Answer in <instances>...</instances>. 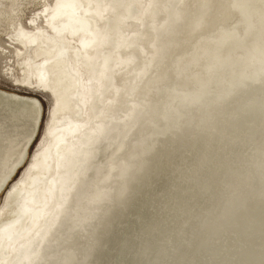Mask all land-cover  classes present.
Masks as SVG:
<instances>
[{
  "label": "bare ground",
  "instance_id": "1",
  "mask_svg": "<svg viewBox=\"0 0 264 264\" xmlns=\"http://www.w3.org/2000/svg\"><path fill=\"white\" fill-rule=\"evenodd\" d=\"M25 1L27 0H0V55L2 56V59H4L3 61L4 65L2 66L0 73L3 75V77L11 81V84L13 86L19 85L17 87H22L24 89H27L30 92H33L32 91L33 88L38 89L39 93L47 92V96L51 100V108H49L47 112V116H46L47 120L44 122V126L41 128L39 139H37V141H40L39 146L36 148V150L30 153L28 161L24 165L27 159L28 153H29L28 152L29 148L27 147V144L29 142H30V145L33 143V139L37 137L34 135H37L39 131V129H37V127L35 126V121H33L32 119V114L33 112H35L37 119L39 118L40 105L37 104V101L34 95H26V94L16 93L13 91L0 90V193L3 192L6 189L7 184L11 182L9 187L5 191L4 199L2 203L0 204V264H69L70 260L74 258L73 249L69 247L71 249V253H69L65 258H63L62 255H60L61 250L63 249V247L68 246V241H70L71 238L73 237L76 228L89 225V223L91 222V220L93 219L96 213L97 207H95V205L96 203L101 201V197H104V200H105L111 196V193H109L107 190V180L109 179V176H108V179H107V175H104L102 176V178H100V182L103 184L102 186L100 185L101 188L98 187V185L96 184L97 179H92L96 174H98V171L100 170L99 169L100 167L93 166L92 161L96 158V156L102 150H106L105 148L107 147V145L122 130L124 119L127 116V109L130 106L134 105L135 100H136L133 97V94L136 93L135 91L139 92L140 85L142 84L143 79L146 74V63H147L146 57L158 55L159 52L162 50V48L167 46L176 37H180L182 35L185 36L187 34L192 35L193 33H195L201 28L207 29V28L214 27L215 21L217 19L223 18V20L227 19L226 21L233 20V23L235 20H239L241 24L243 23L242 24L243 26L242 28L240 27V30H236L237 29V28L235 29L236 26L234 27V24L232 23L226 27L222 25L221 27H219L218 29L214 31L212 36L210 35L211 37L207 36L208 38H201L198 42L196 41L197 44L195 46V49L193 50L194 51L193 57L194 56L197 57L202 54L205 55L208 52L210 47H216L218 49L217 51H219V49H222V48L227 49V54H225L227 58L225 59L220 58L216 62H214V59L216 60L218 58V54H217V57L213 56L210 58L207 56L208 57L207 60L198 68V70L200 73L204 72L207 74L205 77V82H208L207 80H209V82H213L215 84L214 87H218L219 85H222L223 83L224 84L223 87L225 88V90L227 89L226 91L231 92V90H234L233 85H235V88H236L237 84L241 85L240 83H242L244 79L247 78L246 75H244L243 70L237 73H234V74L229 73L231 71L232 66L236 64L239 59L244 60L243 64L245 65H247V63L250 62V60H248V58L250 57L251 59L254 60L255 65L257 63L264 62V0H53V2L51 1L52 2L51 4H47L43 2L42 6L44 8L40 10L38 13H35L29 17H23L22 16L23 9L21 8V4ZM29 21L31 23H29ZM176 50L179 51L178 48H176ZM246 57L247 59H245ZM186 58H188V55ZM183 59L184 58H182V61ZM218 62H220L221 66L224 65L226 62L231 63L229 69L225 73L226 75L225 74L221 75L219 73H215L216 75L214 74L213 68L216 66ZM165 64H167V61ZM175 64L177 65L176 61L174 62V68H175ZM181 64L183 65V62ZM181 64L179 68L181 67ZM172 65H170V67ZM224 66H226V64ZM223 67H222V70L219 72L221 73L225 72V69ZM190 68L192 69V67ZM194 69H196L195 66H194ZM261 72H264V68L261 70ZM179 73L181 74L180 71ZM175 75L177 76L178 73H176ZM213 75H215L216 77ZM196 76L197 75H192L191 78H195ZM224 77H227L226 82H223ZM251 79L252 81L254 80V78H250V80L248 79L247 80L251 82ZM182 80H180V82ZM247 80H245L246 85L248 82ZM261 80L264 81V79H261ZM185 81H189L188 78ZM132 82L133 83L135 82L134 92H132L133 88H131V85H130ZM251 84L252 83H250V85ZM254 85L256 86V84ZM257 86H258V83H257ZM240 87H241V91L243 90L242 87L245 88V86H240ZM250 87L253 88L254 86H250ZM262 89L264 90V88ZM246 90L249 91V89H246ZM250 90L252 91V89ZM235 91H240V89L239 90L235 89ZM258 91L259 90H257L256 92ZM219 92L221 93L220 90ZM222 92H223L222 95L224 96L225 91H222ZM256 92H255V95H256ZM260 92H258V94ZM171 93L173 94V92ZM239 93L236 92L235 94L238 95ZM261 93H263L264 95V92H261ZM216 94L215 96L218 97L219 99L220 95L217 96ZM170 95L168 94V96ZM248 95L250 96L249 93ZM223 96L221 98L224 101ZM228 97L227 99L230 100ZM244 97L245 96L243 95V99ZM234 98L237 99L236 97ZM252 98H255V97H252ZM218 99L216 98V100ZM225 99H226V95H225ZM243 99L240 98V100H243ZM262 99L264 98L261 97V100ZM209 100L210 98L208 99V101H206V99L202 101H206L209 103ZM254 100H256V98ZM257 100L259 101V99ZM211 101L213 102L214 100H211ZM219 101L217 102L219 103L222 102L220 99ZM248 102H251V104L253 103L252 100L250 101L247 100V103ZM205 103L204 105L203 103L202 104L199 103L200 104L199 108L201 107V105L205 106L206 105ZM245 103L243 100V104ZM240 104L242 105V103ZM251 104L249 103V105ZM225 105L227 104L225 103ZM221 106H223V108L225 107V110L228 107V105L227 107L224 105H221ZM244 106L242 105V107ZM257 106L259 107V105ZM257 106L255 107L256 109H257ZM215 107H218V106L215 105ZM250 107H252V105L249 106V108ZM261 107L264 108V106L262 105ZM199 108L198 110L200 111L201 109ZM212 108H211V111H213ZM234 108L237 109V107H234ZM252 108H253L252 110L254 111V107ZM243 110H240L242 111V115L244 112ZM252 110L248 109V111H252ZM262 110H260L259 113L262 112ZM199 111L198 113L199 115H201L202 111H201V114ZM219 111L223 113L221 109ZM232 112L230 109L229 114ZM234 112L236 116V114L239 111L238 112L234 111ZM203 113L206 114L205 112ZM254 113H250V114L254 115ZM259 113L257 115L260 117L262 113L264 114V111L261 114ZM238 114L240 115L241 113H238ZM206 115L208 116V114ZM224 115L225 114H223V116ZM230 115L232 116V114ZM233 116H234V113H233ZM245 116H248V115H245ZM200 117L202 120L203 119L202 116ZM255 117L253 118L256 119ZM210 118L211 117L209 116L207 119L209 120ZM246 118L245 120L247 121L249 119L248 122H250L251 119L250 118L246 119ZM211 119L213 121L214 118L212 117ZM221 119L220 121H222ZM236 119H240V118L237 117ZM236 119L233 121L236 122L237 121ZM242 119L244 120V115ZM152 120L155 121L154 119ZM210 120L208 121V125H209ZM193 121H192V124H193ZM224 121L226 120L224 119ZM241 121L242 120L239 121L240 124H241ZM252 121L254 122V120ZM214 122L212 124L213 126L215 125ZM198 123L201 124L202 122H198ZM211 123L212 122H210V126L212 127ZM195 124L197 125V123ZM234 124L236 125L237 123H234ZM143 125H140V126H143ZM224 125H225V122H224ZM224 125L223 127L222 126L221 127L224 128ZM232 125L233 123H231V126ZM210 126L208 128H210ZM250 126L252 127L253 125L251 124ZM250 126H248V128H250ZM218 127L220 126L218 125ZM246 129L247 128L245 129L242 128L241 130L243 131ZM235 130H238V127L237 129H234V131ZM187 131H190L189 128ZM205 131H207V129ZM215 131L217 134L218 133L217 130ZM220 131H222V129H220ZM211 132H214V131H211ZM239 132L241 133V131ZM29 133L31 134L29 135ZM208 133L209 132L207 133L205 132V134H208ZM228 133H225V134L227 135ZM183 134L184 135H182V137L185 136L186 133H183ZM187 134H186V137H188ZM229 135L233 136L232 133ZM223 136L221 135V137ZM201 137L204 139L202 135ZM212 137H214V135ZM212 137L210 135L209 139H211ZM235 137L237 138V136ZM232 138L233 137H231V139L228 138V140L229 141L231 140L230 142H232V140H234V138L233 139ZM206 139H208V135ZM212 139H211V144L213 141ZM197 140L199 141L200 139H197ZM221 141H224V140L222 139ZM225 142L227 143V141ZM219 143L220 141L218 142V144ZM221 144H223V142H221ZM206 145L207 144H205L204 146ZM208 146L210 147V145ZM229 146L232 147L231 144H229ZM229 146H226V147L228 148ZM216 149L218 148H215L213 151H215ZM223 149L226 150L225 147H223ZM209 150L207 149L208 152ZM203 155H204V152H203ZM203 155L200 157H203ZM211 157H213L212 154H211ZM214 157H217V156H214ZM125 158L127 157L125 156ZM212 159L214 160V158ZM212 159L208 160L207 162L211 161ZM203 160L204 159H202V161ZM171 161H173L172 158H171ZM223 162H224V159H223ZM23 165L24 167H23L21 175L15 181L12 182V178H13L12 176L18 170V168H20ZM208 165L209 163L207 164V166ZM200 166L202 165L200 164ZM200 166L199 168H201ZM207 166L204 168L208 169L209 166L208 167ZM89 171L92 174L91 179L93 181H90V180L87 181L86 179V174ZM208 171L209 170H207V172ZM229 171H230V167H229ZM226 174L228 175V171ZM89 182H91V184L94 183V186L89 185ZM178 183L177 185L179 187ZM174 188H177V187L175 186ZM174 188H173L174 190L173 192H175ZM115 189H114V192H116ZM106 190H107V193H106ZM162 191L163 190H161V192ZM181 191H179V194H181L180 193ZM194 192L195 191H193L192 193ZM175 193L178 194V192H175ZM163 194L164 195L167 194L166 196H168L169 193L164 192ZM177 194H175V196ZM186 194H188V192H186ZM263 194H264V189L262 191L260 190V192H258V194L255 197H251V199H248V201L246 200L247 203L244 202L243 204H238L236 205V207H233V208H230L228 206L229 207L228 209L227 207H223V208L221 207L222 208L220 211L221 214H226L225 216H227L228 214V218L231 219V224H229L228 227L232 225L234 229H238V231L241 230L242 234L249 235L253 231L256 232L257 230L256 228L261 225L256 227L257 221H255V219L261 215L264 216V199H263L264 197H262L259 200V198ZM171 196L169 195V197ZM187 196L186 198H188ZM179 197H181V195ZM190 197H191V194H190ZM88 198H90L89 202H87ZM164 199L166 200L165 196H164ZM176 199H177V196H176ZM189 200L191 202L190 198ZM241 200L242 199H240V201ZM161 201L164 202V200L162 199ZM180 201L182 200L180 199ZM180 201L178 200L179 203ZM183 201L184 203L186 201L184 197H183ZM165 202L168 203L171 201L169 200ZM83 203H86L91 206L90 207L85 206L83 208ZM234 204H237V203H234ZM234 204L231 203L232 206ZM182 205H183V202H182ZM223 206H226V205L224 204ZM189 208H192V206L190 205ZM207 217H208V214H206L205 217H202L201 219L199 220L197 219L195 221L197 228L200 226V224H202L201 227L204 225L207 226L206 225V221L208 219ZM190 219H192V217ZM151 221L153 222L154 219ZM258 222H262V220H258ZM138 223L139 222H137V224ZM153 223H155V221ZM223 223L225 222L223 221ZM208 226H210V224ZM135 228H137V226ZM154 228H152L153 229L152 231H156ZM260 228L261 227H259V229ZM262 230L264 231V227L262 228ZM58 231L61 232L60 235L57 234ZM160 231H163V230H160ZM65 232H67L68 234L67 238L63 237ZM189 233L191 232L189 231ZM196 233H199V232L193 231L190 234V236L189 235L186 236V238H184L185 242H182V241H178V242L176 241V242L180 244V246L183 245V247L190 246L192 242V238L194 237ZM54 235H55L54 240L56 241V243H55V247L53 248L52 243L50 244L49 242V239ZM181 235L179 237H182ZM157 238H159V236ZM235 238H237V236ZM65 239L67 240L65 241ZM161 239H162V236H161ZM161 239H158L160 240V243L161 241H163ZM250 240L252 241V239ZM247 241L245 243H247ZM238 244L242 245L243 243H238ZM70 245L72 244L70 243ZM159 247L161 248V246ZM175 247H177L176 243H175ZM254 247H256V245H254ZM242 249H243V246H242ZM151 250H152V247L150 249L149 248L146 249L144 253L142 252L143 253L141 254L142 257H140L141 260H139L141 262L140 264H143L144 262L145 263L150 262L149 258L146 259L145 256L147 254L150 255ZM253 251H254V248H253ZM221 255H222V252H221ZM251 255L252 254L250 253L249 250L243 249L237 254L236 260L238 262L240 261L243 262V261H246V259H249L250 258L249 256ZM175 258L176 257L173 258V262ZM137 259H138V256L136 259L134 258L135 261ZM176 261L178 260L176 259ZM135 263H137V261Z\"/></svg>",
  "mask_w": 264,
  "mask_h": 264
},
{
  "label": "rangeland",
  "instance_id": "2",
  "mask_svg": "<svg viewBox=\"0 0 264 264\" xmlns=\"http://www.w3.org/2000/svg\"><path fill=\"white\" fill-rule=\"evenodd\" d=\"M51 1L53 2V0H27V1L23 2L21 4V8L23 9V13H22L23 15L22 16L23 17H29L35 13H38L40 10H42L44 8L42 6L43 2L47 3V4H51L52 3ZM220 19H217L215 21L214 27L207 28V29L201 28L198 31H196L195 33H193L192 34L193 36L191 34H189V35L187 34V35H185L186 37L184 35H182L180 37H176L167 46L163 47L158 55L146 57V59H147L146 74H145V77L143 79L142 84L140 85L139 92L135 91V86H134L135 82L134 83L132 82L130 84L131 88H133L132 92H134V91L136 92L133 94V97L136 100H135L134 105L130 106L127 109V116L124 119V123L122 125V130L109 143L110 145L109 144L107 145V147L105 148L106 150H102L96 156V158L92 161L93 166L100 167L98 174H96L92 179H97L96 184L98 185V187L101 188V186L103 184L100 182V178H102V176H104V175H107V179H108V176H109V179L107 180V190L109 193H111V196L105 200H104V197H101V201L96 203V205H98V206L95 205V207H97L96 213H95L93 219L91 220V222L89 223V225L76 228L75 233L73 235L74 238L72 237L71 240L68 241V246L63 247V249L61 250L60 255H62V257L65 258L69 253H71V249H73L74 258L72 260H70L69 264H77V263L78 264H84V263L85 264H130L131 262L135 261L134 258L136 259L137 256H138V259L136 260L137 263H135L136 262L135 261L131 264H134V263L140 264L141 262L139 260H141V258H140V257H142L141 254H143L144 251H146V249H148V248L150 249L151 247H152V250L150 252V255L147 254L149 256H147V255L145 256V258L146 259L149 258V261H150L149 263L146 262L147 264H176V263H178V264H181V263L182 264H221V263L222 264H242V263L243 264H252V263L253 264H258V263L264 264V241H263L264 240V231L262 230V228L264 227V219H263L264 216L261 215L255 219V221H257L256 227L261 225V226H259L261 228L259 229V227H257L256 232L253 231L252 233H250L248 235V234H242L241 230L238 231V229H234L232 227V225H230L228 227V225L231 224V219L228 218V214H227V216H225L226 214H221V212H220L223 207H227V209H228L229 207L233 208V207H236V205H238V204H243L244 202L247 203L248 199H251V197H255L258 194V192H260V190L262 191L264 189V174H263L264 173V171H263V169H264V157H263L264 156V117H262V116H264V114L262 113L264 111V108L261 107V105L264 106V104H263L264 99L261 100V97L264 98L263 93H261V92H264V90L262 89V88H264V87H262V86H264V81L261 80V79H264L263 78L264 72H261V70L264 68V62L257 63L255 65L254 60L251 59V57H250V58H248V60H250V62L247 63V65H245V64H243L244 60L239 59L238 62L232 66L231 71L229 73L234 74V73H237V72L243 70V73H244V75H246L247 78H245L244 81L242 83H240L241 85L237 84L238 86L236 85V88H235V85H233L234 90H231V92L226 91L227 89L225 90V88L223 87L224 86L223 83H222V85L218 86L219 88L221 87L219 89L218 87H214L215 84L213 82H209V80H207L208 82H205V77L207 74L204 72L200 73L198 68L207 60L208 57H210V58L213 56L217 57V54H218V58L216 60L214 59V62H216L220 58L221 59L227 58V56H225V54H227V49L222 48V49H219V51H217L218 49L216 47H210L208 52L205 55L202 54V55H199L197 57L196 56L193 57V52H194L193 50L195 49L197 42L201 38L211 37L213 35L214 31L216 29H218L219 27H221L222 25H224L226 27L232 23V24H234V27L236 26L235 27V29L237 28L236 30H240V27L242 28V26H243L242 25L243 23L241 24V22L239 20H235L233 23V20L226 21L227 19H225V20H223V18H220ZM199 35H200V37H199ZM204 36H206V37H204ZM188 37L189 38L191 37V38L189 39ZM180 40H181V42H180ZM179 46L180 47L182 46L183 48L182 47L180 48ZM191 46H192V48H191ZM184 47H186V48H184ZM176 48H178L179 51L176 50ZM181 51H183V52H181ZM190 51L192 52V54ZM216 52H218V53H216ZM211 54H213V55H211ZM187 55H188V58H186ZM177 57L181 61H182V58H184L182 61L183 65L181 64L182 62L177 59ZM174 58H175V60H174ZM192 59H194V60H192ZM245 59H247V57ZM191 60H192V62H191ZM3 61H4V59H2V56L0 55V70L2 69V66L4 65ZM166 61H167V64H165ZM171 61H173V62H171ZM175 61H176L178 66L175 64V68H174V62ZM178 62H179V64H178ZM184 63H186V64H184ZM164 64H165V66H164ZM180 64H181V67L179 68ZM225 64H226V66H224ZM225 64L221 66L220 62H218L216 64V66L213 68L214 74L219 73L221 75H224L227 72V70L229 69L231 63L226 62ZM170 65H172V66L170 67ZM194 66L196 67V69H194ZM176 67H178V68H176ZM190 67H192V69ZM222 67L225 69L224 73L219 72L222 70ZM179 71L181 72V74L179 73ZM184 71H186V72H184ZM182 72L184 73V75L185 74L186 75L184 76ZM176 73H178L177 76L175 75ZM192 75H197V76L195 78H191ZM215 75H213V76H215ZM254 76H256V77H254ZM0 77H3V75L1 73H0ZM187 78L189 81H185V80H187ZM250 78H254V80L252 81V79H251V82H249L248 80H250ZM180 80H182V81L180 82ZM223 80H224L223 82H226L227 77H224ZM245 80H247L249 82L248 83L246 81L247 85L245 83ZM250 83H252V84L250 85ZM257 83H258V86H257ZM254 84H256L257 87ZM248 85L254 86L256 89L254 87L252 88ZM240 86H245V88L249 89V91L243 87H242L243 90L241 91ZM5 87L7 88V91H13L16 93L26 94V95H34V96L37 95V93H35V92H30L27 89H24L22 87L13 86L12 84L6 85ZM215 88L218 90H216ZM235 89H237V90L240 89V91H235ZM250 89H252V91ZM219 90L221 91V93L219 92ZM253 90H255V91H253ZM257 90H259L258 92L261 91L260 92L261 94L260 93L258 94V92H256ZM222 91H225L224 96L222 95L223 94ZM243 91H245L246 93ZM171 92H173V94ZM214 92H215V94L218 92L216 95L217 96L220 95L219 99L223 103L222 102L219 103L220 101H219L218 97L215 96ZM227 92H229V93H227ZM234 92L235 93L240 92L241 95H240V93L237 95ZM255 92H256V95H258V96L255 95ZM248 93L250 94V96L248 95ZM135 94L138 96H136ZM163 94H164V96H163ZM168 94L169 95L171 94L170 96L173 98L168 96ZM245 94H247V95H245ZM39 95H40V100L43 103L44 108H45V117H46L49 108H51V104L49 103L50 99L47 95H44V93H39ZM161 95H162V97H161ZM225 95H226V99H225ZM239 95L242 97H240ZM243 95L245 96L244 99H243ZM209 96H211V97H209ZM222 96L224 98L225 103L228 105V107H227V105H225L223 99L221 98ZM233 96L236 97L237 99H235ZM208 97L210 98L209 103H211V104L206 102L209 99ZM227 97L230 100L233 99L234 101L231 100L232 101V103H231V101L228 100ZM239 97L244 100V103L245 102L247 103V100L248 101L252 100L253 103L251 104V102H248L247 104L246 103L243 104V100H240ZM252 97H255L256 100L259 99V101L254 100L255 98H252ZM216 98L218 100H216ZM245 98H246V100H245ZM247 98H249V99H247ZM167 99H169V100H167ZM205 99H206V101H202ZM211 100H214L215 102L214 101L212 102ZM236 100H237V102H236ZM260 100H261V102H260ZM217 101H219V102H217ZM233 102H235L236 104ZM199 103L200 104L203 103V105L205 103L206 105L205 106L201 105V107L199 108V106H200ZM240 103H242L243 106L244 105L246 107L248 106L247 108L249 110H252L253 109L252 107H254V111L253 110H252L253 112L248 111V109L245 106H244L245 108L242 107V105ZM249 103L252 105V107H250V108H249V106H251V105H249ZM254 103H256V104H254ZM234 104H235V106H234ZM207 105H208V107H207ZM215 105L218 107H215ZM221 105L226 106L228 109L226 108V110H225V107L223 108V106H221ZM229 105L231 108L229 107ZM257 105H259L260 108ZM256 106H257V109L255 108ZM197 107L201 110L199 111ZM206 107H207V109H206ZM234 107H237V109ZM156 108H157V110H156ZM211 108L213 111H211ZM219 108L221 109V111H223V113H221L219 111L220 110ZM230 109H231V112L233 111L232 113H230V114H232V116L229 114ZM258 109H260V110L263 109V110H262V112L259 113L260 110H258ZM240 110H243L245 112V113L243 112L244 120L242 119L243 115H242V111H240ZM198 111L200 112V114L202 111V114L199 115ZM234 111L241 113L240 115L242 117L238 113L235 116ZM203 112L208 114V116L206 114H204ZM209 113L213 116H211ZM214 113H215V115H214ZM233 113H234L235 117L233 116ZM250 113H254V115H252ZM258 113L259 114L262 113L260 115V117L257 115ZM223 114H225L226 116L225 115L223 116ZM245 115H248L249 117L245 116ZM200 116H202V118H203L202 120H201ZM209 116L211 118L212 117L214 118L213 121L211 118H210L211 120L209 119L210 122H212L211 125L215 121L214 122L215 125L214 126L212 125V127L210 126V122L208 125L209 120L207 118ZM229 116H231L232 118ZM252 116L253 117L256 116L255 118L257 120L254 119ZM237 117L240 119H236ZM246 117L251 119L250 122L252 120H254L255 123L253 121H252L253 123L248 122L249 119ZM245 118L248 120L246 121ZM152 119H154L155 121H153ZM199 119H200V121H199ZM220 119L222 121H220ZM224 119L226 121H224ZM235 119L237 120L236 122L233 121ZM46 120L47 119L45 118V121ZM195 120H197L198 122H202V123L199 124ZM204 120L207 122V124ZM240 120L243 121V122L241 121L242 125L239 123ZM149 121H150V123H149ZM192 121H193V124H192ZM188 122H189V124H188ZM224 122H225V125H224ZM195 123H197V125L198 124L199 125L197 126ZM231 123H233L232 126H231ZM234 123H237V124L235 125ZM244 123H246V124H244ZM143 124L145 125L146 128L144 127ZM251 124L253 125L252 127L250 126ZM140 125H143V126H140ZM202 125H204V126H202ZM218 125L220 127L221 126L223 127V125H224V128H222V127L220 128V127H218ZM237 125H239V126H237ZM190 126H191V128H190ZM192 126L194 127V129ZM209 126H210V128H208ZM248 126H250V128H248ZM217 127L222 129V131H220V129H218ZM231 127H233V128H231ZM237 127H238V130H235L236 131L235 132L234 129H237ZM188 128L190 131H187ZM215 128H217V129H215ZM240 128L241 129L247 128V129L242 131ZM202 129H203V131H202ZM206 129H207V131H205ZM215 130H217V132L218 133L220 132V133L216 134ZM223 130L226 132H224ZM230 130H232V131H230ZM204 131L206 133L207 132H209V133L205 134ZM211 131H214V132H211ZM239 131H241V133ZM40 132H41V128H39L38 134L35 136H39ZM230 132L232 133L233 136L229 135V134H231ZM183 133H186V134L188 133L187 134L188 137H186V134H185V136L182 137V135H184ZM202 133L205 134L206 136L203 135ZM212 133H213L214 137H212L213 136ZM225 133H228L227 134L228 136ZM197 134H199V135H197ZM220 134L222 136L224 134L225 137L224 136L221 137ZM241 134H243V135H241ZM201 135L204 137L205 140L201 137ZM207 135H208V139H206ZM210 135L213 138V139L211 138L213 140L212 144H211V139H209ZM179 136L182 138H180ZM217 136H219V137H217ZM235 136H237V138ZM244 136H245V138H244ZM220 137L224 141H221L222 139ZM231 137L234 138V140H232V142H230L231 140L230 141L228 140V138L231 139ZM183 138H185V139H183ZM240 138H242V139H240ZM197 139H200L201 141L200 140L198 141ZM36 141H37V139H35L34 144L32 143L28 147L29 153H28V156H27V159H26L24 165L28 161L30 153L32 151L36 150V148L39 146L40 141H37V143H36ZM176 141H177V143H176ZM219 141H220V143L218 144ZM225 141H227V143ZM221 142H223V144H221ZM224 142H225V144H224ZM135 143H136V145H135ZM203 143H204V145L207 144L206 146L208 148L206 146H204ZM233 143H235L236 145ZM229 144H231L232 147L229 146ZM208 145H210V147ZM211 145H212V147H211ZM222 146L225 147L226 150L223 149ZM226 146H229L230 148L229 147L227 148ZM215 148H218V149H216L217 151L215 150L216 153H215V151H213ZM219 148H221L222 150ZM135 149H136V151H135ZM207 149L208 150L210 149L209 152L207 151ZM229 149H231V150H229ZM210 151H212V152H210ZM218 151H220V152H218ZM224 151H226V152H224ZM132 152H134V153H132ZM203 152H204V155H203ZM205 154H207V155H205ZM211 154L213 155V157H211ZM202 155L204 158L200 157ZM125 156L127 158H125ZM214 156H217V157H214ZM242 156H244V157H242ZM171 158L173 161H171ZM201 158L204 160L202 161ZM207 158H209V159H207ZM212 158H214V160ZM210 159H212V160L207 162ZM219 159H220V161H219ZM223 159H224V162H223ZM199 160H201V161H199ZM204 161H206V162H204ZM198 163H200L202 166H200V164H198ZM205 163H207V164L209 163V165H208L209 167ZM219 163H220V165H219ZM246 163H247V165H246ZM258 163H260V164H258ZM24 165L21 166L20 168H18V170L14 173V175L12 176L13 177L12 182L15 181L21 175ZM160 165H161V167H160ZM199 166L201 168H199ZM206 166L208 167V169L206 168L207 170H209V171L212 170V171L207 172V170L204 168ZM228 166L230 167V171H229ZM176 167H177V169H176ZM210 167H211V169H210ZM236 167H237V169H236ZM125 171H126V173H125ZM227 171H228V175L226 174ZM170 174H171V176H170ZM247 176H248V178H247ZM91 177H92L91 172L90 171L87 172V174H86L87 181L88 180L93 181L91 179ZM110 179L113 181H111ZM220 181H221V183H220ZM178 182H180L181 184ZM10 183L7 184L6 189L9 187ZM139 183H141V184H139ZM174 183H176V184H174ZM177 183L179 184V187H178ZM89 185L94 186V183L91 184V182H89ZM175 186L178 189L174 188ZM180 187H181V189H180ZM241 187H243V188H241ZM171 188H172V190H171ZM173 188L175 189V192H178V194L173 192L174 191ZM6 189L0 193V204L2 203V201L4 199ZM114 189L116 192H114ZM185 189H187L188 191ZM200 189H201V191H200ZM107 190H106V193H107ZM161 190H163L162 191L163 193L168 192L169 193L168 196H166L167 194L164 195L161 192ZM166 190H168V191H166ZM179 191H181L180 192L181 194H179ZM191 191L192 192L195 191V192L192 193ZM186 192H188L189 195L186 194ZM189 192H191V193H189ZM160 193H162V194H160ZM88 194H90V193H88ZM171 194H172V196H171ZM175 194H177L176 195L177 199H176ZM190 194H191V197H190ZM253 194H254V196H253ZM159 195H160V197H159ZM169 195L171 197H169ZM180 195H181V197H179ZM164 196H165L166 200L164 199ZM186 196L188 198H186ZM227 196H229V197H227ZM183 197L186 199L187 202L185 201V203H184ZM262 197H264V194L259 198V200ZM159 198L164 200V202L161 201V199H159ZM189 198L191 199V202H190ZM228 198H230V199H228ZM239 198L242 200L240 201ZM89 199L90 198L87 199V202L90 201ZM180 199L182 201H180ZM158 200H160V201H158ZM169 200L171 202H168V203L165 202V201H169ZM178 200L180 201V203L178 202ZM182 202H183V205H182ZM233 202L237 203V204H234ZM164 203H166V204H164ZM228 203H229V205H228ZM231 203L234 205L232 206ZM139 204H140V206H139ZM178 204L179 205L181 204V205L179 206ZM224 204L226 206H223ZM142 205H143V207H142ZM188 205H189V207L191 205L192 208H189ZM85 206L90 207L91 205L83 203V208ZM188 210L190 213L188 212ZM206 214H208V217H207L208 222L206 221L207 226L204 225L201 227L202 224H200V226L197 228L195 221L197 219L199 220L202 217H205ZM145 216H147V217H145ZM191 217H192V219H190ZM153 219H154L155 223H153L154 221L153 222L151 221ZM258 220H262V222H258ZM186 221H188L189 223ZM223 221L225 223H223ZM137 222H139V223L137 224ZM220 223H222V224H220ZM257 223H258V225H257ZM152 224H154V225H152ZM209 224H210V226H208ZM140 225H141V227H140ZM136 226H137V228H135ZM150 226H152V227H150ZM154 226H155V228H154ZM221 227H223V228H221ZM149 228H151V229H149ZM152 228H154L156 231H152L153 230ZM202 228H203V230H202ZM143 230H145V231H143ZM146 230H148V231H146ZM160 230H163V231H160ZM189 231L191 233L193 231H197L200 233V231H201V233L200 234L196 233L194 235V237L192 238V242H191L190 246H187L188 248L186 246L183 247L182 244H181L182 246H180V244H178L177 242L178 241L185 242L184 238H186V236H188V235L190 236V234H191V233H189ZM258 231L260 232L261 235L259 234ZM60 233H61L60 231L57 232L58 235H60ZM67 235H68L67 232H65L63 237L67 238ZM157 235L159 236V238H157L158 237ZM180 235L182 237H179ZM233 235H234V237H233ZM161 236H162V239H161ZM168 236H169V238H168ZM236 236H237V238H235ZM247 236H249L251 238H249ZM260 236H261V238H260ZM54 238H55V235L49 239V242H50V244L52 243L53 248L55 247V243H56ZM158 239H161L163 241H161V243H160V240H158ZM241 239H242V241H241ZM250 239H252V241ZM259 239H260V241H259ZM66 240L67 239H65V241ZM246 241H247V243H245ZM70 243L72 245H70ZM175 243L179 249L177 247H175ZM238 243H243L245 246L243 244L241 245ZM253 244L256 245V247H254ZM229 245H230V247H229ZM246 245H247V247H246ZM159 246H161V248ZM242 246H243V249L249 250L252 255L249 256L250 258L246 259V261L238 262L236 260V257H237V254L243 250ZM156 247H157V249H156ZM224 247L227 249H225ZM182 248H184L185 251ZM223 248H224V250H223ZM253 248H254V251H253ZM136 249H137V251H136ZM63 250H64V252H63ZM179 250H181V251H179ZM237 250H238V252H237ZM220 251L222 252V255H221ZM224 251H225V253H224ZM156 252H157V254H156ZM261 252H262V254H261ZM153 253H154V255H153ZM258 254H259V256H258ZM177 255H179V256H177ZM174 257H176V258L173 262ZM145 258H144V260H145ZM150 258H152L154 260H152ZM176 259L178 261H176Z\"/></svg>",
  "mask_w": 264,
  "mask_h": 264
},
{
  "label": "snow or ice",
  "instance_id": "3",
  "mask_svg": "<svg viewBox=\"0 0 264 264\" xmlns=\"http://www.w3.org/2000/svg\"><path fill=\"white\" fill-rule=\"evenodd\" d=\"M29 23H31L29 21ZM6 85H11V81L7 80L5 77H0V90H5L7 91V88L5 87ZM19 86V85H17ZM33 92H36L37 95L35 96V99L37 101V104L40 105L39 107V118L37 119L36 113L33 112L32 114V119L33 121H35V126L37 127V129L42 128L44 126V122H45V108L43 103L40 100V95H39V90L33 88L32 89ZM44 95H47V92H44ZM49 103L51 104V100L49 101ZM31 133H29L30 135ZM35 139H39V136H37ZM35 139H33V144L35 143Z\"/></svg>",
  "mask_w": 264,
  "mask_h": 264
},
{
  "label": "water",
  "instance_id": "4",
  "mask_svg": "<svg viewBox=\"0 0 264 264\" xmlns=\"http://www.w3.org/2000/svg\"><path fill=\"white\" fill-rule=\"evenodd\" d=\"M37 130V129H36ZM36 134V133H35ZM35 136V135H34ZM30 146V142L27 144V147H29Z\"/></svg>",
  "mask_w": 264,
  "mask_h": 264
}]
</instances>
